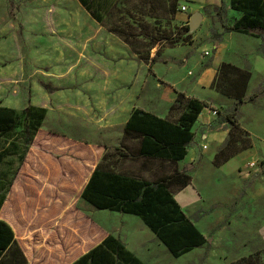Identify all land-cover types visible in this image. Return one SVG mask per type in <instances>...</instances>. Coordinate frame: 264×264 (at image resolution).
Here are the masks:
<instances>
[{
	"label": "crops",
	"instance_id": "1",
	"mask_svg": "<svg viewBox=\"0 0 264 264\" xmlns=\"http://www.w3.org/2000/svg\"><path fill=\"white\" fill-rule=\"evenodd\" d=\"M180 1L189 3L193 9L223 5L225 11L220 15L223 20L227 12L231 18L229 25L239 18V13L229 8L230 0ZM216 13L214 11L210 17L202 19L200 31L194 36L205 39V45H188L183 49L186 55L182 59V66L192 67L196 72L203 66L202 72L190 84L182 80L180 72L174 71L180 79L179 83L185 86L173 85L168 81L166 84L160 80L158 85L161 84L163 89L150 94L147 91V81L150 79L144 74H135V67L126 63L105 65L104 68L109 71L106 79L93 76L92 81L79 79L70 84H60L58 80H39L33 84L31 82L24 90L22 86H14L10 82L0 85L1 107L20 113L31 106L37 114L42 115L41 126L33 136L0 210V220L11 227L28 264H72L109 235L119 239L132 253L129 243L141 254L142 250L147 253L154 251L152 246L159 248L162 245L166 249L149 229L144 233L147 240L144 242L138 240L126 224L122 227L113 224L112 219L119 216L117 212L96 209L81 198V193L101 162L106 148L117 146L122 140L125 125L132 113L138 109L168 119L170 107L178 93L208 106L201 111L192 128L194 137L186 156L176 163L180 170L194 167L202 155L205 164L198 168L203 165L209 167L208 162L213 163L215 155L229 139L231 130V125L224 120L223 110L233 107L234 101L211 88L222 63L250 72L246 93L250 96L259 92V95L253 102L241 105L238 114L239 127L252 139L251 144L245 147L240 145L231 158L219 166H213L211 174L215 178H219V175L230 178L234 184L241 178L243 184H247L246 193L250 197L264 195V176L260 173L264 174V160H258V151H264V88L256 87L257 79H264V35L253 37L236 32L223 33V28L218 32L213 26ZM217 16L219 18L218 13ZM214 32L221 34L219 40L213 37ZM145 65L150 70L151 65ZM187 73L192 75L190 71ZM42 84L57 90L49 92ZM11 87L14 88L9 93ZM243 112L247 113L244 120L241 118ZM180 114L175 113L173 118H178ZM138 160L141 165L145 161ZM250 161H257L258 166L248 171L246 166ZM144 171L148 172L147 169ZM198 174L193 172L190 184L173 195L182 210L195 206L201 200L200 192L192 181ZM52 184L59 185L60 195L55 204L49 189ZM69 184L80 185L78 199L73 205L74 210L77 206L76 223L67 222L71 209L69 191L73 190ZM54 216H61V223H56V226ZM138 227L142 230L140 225ZM259 235L264 239V222L259 227ZM149 261L151 263L152 259Z\"/></svg>",
	"mask_w": 264,
	"mask_h": 264
},
{
	"label": "rangeland",
	"instance_id": "2",
	"mask_svg": "<svg viewBox=\"0 0 264 264\" xmlns=\"http://www.w3.org/2000/svg\"><path fill=\"white\" fill-rule=\"evenodd\" d=\"M133 5L136 7L134 10L129 8ZM181 5L187 6L188 12H182ZM121 6L134 12L135 18L140 19L141 25L137 32L157 37L165 34L172 40H179L176 43L164 42L147 47L135 46L137 51L148 52L150 57L155 58L156 63L150 66V70H147V66L139 54L132 50L131 45H127L121 38L92 20L77 0H0V85L10 82L14 86H22L24 90L28 84L39 80H58L60 84H70L79 79L83 82L92 81L93 76L106 79L109 71L104 68L105 65L124 63L133 65L135 74H144L150 79L147 81V91L150 94L163 89L161 84L158 85L160 80L166 84L170 82L185 86L179 83L180 79L175 72L181 73L186 84L192 83L202 72L203 66L197 72L192 67L182 66V59L186 55L183 49L188 45H205V39L194 36L200 31L202 19L214 13V7L193 9L189 3L180 0H131ZM195 15H200L199 23L196 24L193 19L192 25H196V28L192 32H185L186 28L189 29V19ZM118 17L120 14L115 19ZM215 18L213 26L218 32L222 29V24L231 23L227 12L222 21L217 13ZM187 35V41L182 42ZM262 51L264 53V42ZM168 68L173 71L170 72ZM189 71L192 73L190 76L187 73ZM256 85L264 88V79L258 78ZM13 88L8 90L9 93H12ZM232 108L223 110V115ZM182 111L183 108L176 109L174 114ZM172 113L168 119L175 121L177 118H173ZM241 118H247V113L243 112ZM251 142L252 139L246 134L237 145H249ZM23 143V134L19 130L0 140V152L5 154L0 161V196L5 197L0 210L12 187L5 192L6 183L10 181L19 164L24 162L26 152ZM126 146L129 148L128 152L125 150ZM136 146V139L122 138L117 146L106 148V162L111 170L148 181L176 172L190 177L193 172L199 173L192 181L200 192L201 200L183 212L208 239V244L179 258L172 257L162 245L159 248L152 246L154 251L150 253L142 250L141 254L129 243V248L134 254H138V258L146 264H239L241 261L245 264L246 260H250L251 264H264V239L259 235V227L264 222V195L259 198L250 197L246 193L247 184H243L241 178L234 184L230 182V178L221 175L219 178L213 177V163L208 162L209 167L203 165L198 168L205 164L201 159L202 155L195 163L196 167L190 166L182 170L177 163L159 160H146L142 165L140 160H125L126 158L115 162L122 154L120 151L135 155ZM258 152V160L262 162L264 151ZM21 158H24L22 162ZM146 169L148 172L144 171ZM260 173L264 176L263 172ZM50 186L55 204L60 195L59 185ZM69 187H73V190L69 191L71 209L67 222L76 223L77 206L74 210L73 205L78 199L80 185L69 184ZM217 197L219 199H214ZM118 215L112 219L113 224L119 227L126 224L138 240L147 241L144 233L149 230L138 217ZM54 220L55 226L56 223L60 224L61 216H54ZM7 257L6 255L4 259Z\"/></svg>",
	"mask_w": 264,
	"mask_h": 264
},
{
	"label": "trees",
	"instance_id": "3",
	"mask_svg": "<svg viewBox=\"0 0 264 264\" xmlns=\"http://www.w3.org/2000/svg\"><path fill=\"white\" fill-rule=\"evenodd\" d=\"M11 2V0H9ZM81 6L99 25L107 31L121 38L124 43L131 45L140 59L148 65L156 62L148 52L137 51L135 46H154L164 42L176 43L163 34L150 36L137 32L141 25L140 19L132 11L122 7L131 0H78ZM134 10V5L129 7ZM229 8L239 13V18L231 25H222L223 33L236 32L239 34L260 37L264 35V0H230ZM224 6L214 7L222 20ZM137 13H140L137 12ZM117 19L115 16L119 15ZM112 19V20H111ZM189 29L186 28L185 32ZM213 37L220 39L221 34L213 33ZM189 35L182 42L187 41ZM251 74L231 64L222 63L217 71L216 78L211 88L220 95L234 101L233 108L224 115L231 125L229 139L225 146L215 155L213 165L220 164L231 158L237 151V145L246 134L238 124L239 108L245 103H251L259 95L255 92L246 96V91ZM49 91H55L48 84H42ZM208 105L194 98L185 97L178 93L170 110L183 108V111L175 121L161 119L150 113L136 109L127 121L123 138L137 140L135 155L122 152L119 159L125 160H159L176 163L187 154V148L193 140L192 128L201 111ZM40 112V110H38ZM31 106H27L18 113L14 109L0 106V140L6 139L16 130L23 134L24 151L30 146L33 136L41 126L42 115L37 114ZM176 112V111H175ZM248 146V145H244ZM128 152L129 148L125 147ZM5 154L0 152V161ZM108 153H105L101 162L92 173L88 183L81 193V198L98 210H108L121 214L138 217L143 224L163 244L168 253L179 258L193 249L208 244V239L185 216L183 210L173 199V195L190 184L191 177L185 173L176 172L170 176L160 177L154 181H148L133 176L117 173L106 162ZM24 158H21V161ZM18 168L14 171L10 181L6 183L5 192L12 186L17 175ZM4 195L0 196V206L4 201ZM8 256L6 259L5 256ZM245 264H251L246 260ZM241 261L239 264H243ZM0 264H26V259L15 241L11 227L0 220ZM72 264H144L132 252L127 250L121 241L111 235L107 236L99 245L82 255Z\"/></svg>",
	"mask_w": 264,
	"mask_h": 264
},
{
	"label": "built area",
	"instance_id": "4",
	"mask_svg": "<svg viewBox=\"0 0 264 264\" xmlns=\"http://www.w3.org/2000/svg\"><path fill=\"white\" fill-rule=\"evenodd\" d=\"M180 10H181L182 12L186 13V12H188V7L185 6V5H181V6H180ZM205 55H207V53H205ZM213 114L215 115L216 112L214 111ZM257 166H258V162H257V161H250V162L247 164L246 169H247L248 171H251V170L257 168Z\"/></svg>",
	"mask_w": 264,
	"mask_h": 264
},
{
	"label": "water",
	"instance_id": "5",
	"mask_svg": "<svg viewBox=\"0 0 264 264\" xmlns=\"http://www.w3.org/2000/svg\"><path fill=\"white\" fill-rule=\"evenodd\" d=\"M193 19H194L195 23L198 24L200 21V15H195V16H192L190 18V20H189V29L190 30L189 31H191V32L196 28V25H192Z\"/></svg>",
	"mask_w": 264,
	"mask_h": 264
}]
</instances>
